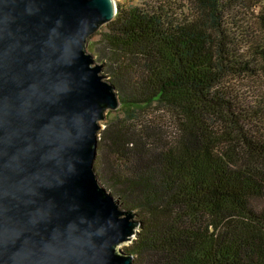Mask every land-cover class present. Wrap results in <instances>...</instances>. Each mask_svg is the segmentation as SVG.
<instances>
[{
  "label": "trees",
  "instance_id": "obj_1",
  "mask_svg": "<svg viewBox=\"0 0 264 264\" xmlns=\"http://www.w3.org/2000/svg\"><path fill=\"white\" fill-rule=\"evenodd\" d=\"M102 36L121 112L95 167L140 217L134 264H264V0L121 7Z\"/></svg>",
  "mask_w": 264,
  "mask_h": 264
},
{
  "label": "water",
  "instance_id": "obj_2",
  "mask_svg": "<svg viewBox=\"0 0 264 264\" xmlns=\"http://www.w3.org/2000/svg\"><path fill=\"white\" fill-rule=\"evenodd\" d=\"M122 0H0V264H134L141 221L96 173L121 107L88 48Z\"/></svg>",
  "mask_w": 264,
  "mask_h": 264
},
{
  "label": "rangeland",
  "instance_id": "obj_3",
  "mask_svg": "<svg viewBox=\"0 0 264 264\" xmlns=\"http://www.w3.org/2000/svg\"><path fill=\"white\" fill-rule=\"evenodd\" d=\"M157 1H160L161 2V1H165V0H122V7L127 9V8H130V7L145 6L146 4L155 3ZM173 1L174 2L176 1V2L179 3L180 0H173ZM260 9H261L260 6H256L255 7V10H256L255 12L258 13ZM236 11L237 12H241L243 14L248 12L247 10H238V9ZM230 13H232V12H230ZM234 13L235 12H233L232 14H234ZM107 30L108 29H106V30H104V31H102V32L98 33L97 35H95V36H93V37L90 38L89 43H88V48H89L90 51H91V49H90L91 47L92 48H95V44L97 42H99V43L101 42V39L103 37L102 35ZM98 47H101V46H98ZM96 50L97 51L94 50L93 52L92 51L91 52L93 53V55L95 57V61L98 64L104 65V67H103V74L105 76H107L106 73H105L106 70H107V68H108L107 62L105 61V59L102 56L99 55V53H98V50L99 49L96 48ZM236 84H237L236 85V88H238L241 93H243V92L246 91V87H245V84L244 83H241L240 84L239 82H237ZM120 108L117 111H108L106 113V120H104V121H102L100 123L102 128H101V130L99 132V137H100V133H102L106 129V127H107L108 123L110 122V120L113 119V118H115V117H117L120 114V112H121V109ZM151 112H156V110L155 109H151ZM155 120H156V122L157 121H160L161 124L163 126H165L166 128L168 127L169 122H170V120L168 118H166L165 115L162 112L157 113V115L155 116ZM96 173H97L98 178H99L100 182L102 183V185L113 195V197L115 199H118L119 200V202L121 203V208L124 209L125 207L123 205V202H122L121 198H119L116 195V193L113 190H111V188H109V184H107V182H106V171L104 170V168H102V169H100V168L99 169H96ZM139 218L140 217L138 215V219ZM133 242H129V243L123 244L121 246V249L123 251H125V252L128 253L129 250L131 249V246H132Z\"/></svg>",
  "mask_w": 264,
  "mask_h": 264
}]
</instances>
